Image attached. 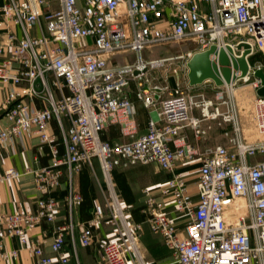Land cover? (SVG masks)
<instances>
[{
	"label": "built area",
	"instance_id": "built-area-1",
	"mask_svg": "<svg viewBox=\"0 0 264 264\" xmlns=\"http://www.w3.org/2000/svg\"><path fill=\"white\" fill-rule=\"evenodd\" d=\"M0 15V83L9 86L0 113L10 122L0 127V145L25 148L26 136L34 135L52 153L45 166L0 170V182L32 174L40 193L35 211L0 212V258H15L27 249L36 264L68 263L65 247L68 239L75 247L74 211L82 200L74 176L86 166L95 172L97 159L115 235L104 242L100 264H149L139 245L142 223L130 222L112 172L152 163L170 176L158 187L144 189L142 212L172 251L171 264H264V95L257 93L264 83L255 76L257 69L264 70V0H4ZM186 38L196 39L198 47L151 61L140 55L148 45ZM239 42L251 46L247 75L226 84L219 97L184 90L187 63L196 51ZM127 50L139 52L135 62L111 60L114 53ZM242 51L235 48L238 55ZM257 52L262 59L252 62ZM163 64L169 66L164 76L168 84H151V68ZM132 83L136 98L157 114L149 119L147 131L132 140H105L101 132L111 116L133 118L137 113ZM246 86L255 92L254 140L245 137L236 99V89ZM192 109L200 117L192 116ZM52 120L59 125L63 153L58 136L49 131ZM203 120L229 127L228 143L197 157L192 145L176 140L184 125L196 135L205 134ZM182 161L197 163L196 172L178 171ZM65 177L67 221L56 224L59 201L53 192ZM105 218L97 205L92 217L80 223L83 246L92 243L94 228ZM44 221L54 223L51 235L33 233ZM6 237L16 238L20 247L8 248ZM48 243L54 255L45 253Z\"/></svg>",
	"mask_w": 264,
	"mask_h": 264
},
{
	"label": "crops",
	"instance_id": "crops-1",
	"mask_svg": "<svg viewBox=\"0 0 264 264\" xmlns=\"http://www.w3.org/2000/svg\"><path fill=\"white\" fill-rule=\"evenodd\" d=\"M2 1L4 0H0V2ZM114 56L115 54L111 56V60L120 64V62H118ZM133 62L135 61L133 60ZM128 63L129 62L125 64ZM187 84L189 88L200 90V92H204V90L210 89L211 92H214L213 95H210L208 92L204 93H206L209 97L213 98L219 97L221 94H224L223 91H225L227 88L226 85L219 87L211 80L194 87L190 86L189 82H187ZM23 86H27L26 82L23 83ZM37 87H39V84H37ZM8 89L9 86H4L0 83V102L3 101ZM135 89L136 85L135 83H132L130 90L131 98L133 99L137 107L136 115L133 118H128L122 113H117L111 116L105 123V126L101 132V136L103 139L109 140L113 143L126 142L147 131L148 121L152 116H156L157 111L146 108L143 102L136 98L134 94ZM242 89H249L251 90V94H255V92L248 86L239 87L236 89V99L238 91ZM28 100H30V97H28ZM34 101L37 105H41L39 99H36ZM196 110L197 109H192V116L200 117V112L197 114L195 113ZM65 121L66 126L68 127L69 123L67 119ZM9 123L10 122L5 112H1L0 127H3L4 125H7ZM251 123L252 126L250 128H246L245 125H243L245 130V137L247 140H254L257 138V133L254 128V123L252 119ZM201 126L206 129V133L202 135H196L194 129L191 126L184 125L181 129L180 137L176 140V144L192 145L195 148L198 157L199 154L209 148H213L217 144L228 143V138L225 135V131L229 127L220 126L217 120H203L201 122ZM49 131L54 132L58 136L56 143L58 145L60 153H63L64 144L60 134V128L56 120H52L49 126ZM25 140V148H22L18 143L0 145V170H4L7 167L14 166L23 171L28 166L39 167L48 165L52 162V153L49 144L42 143L39 138L34 135H27ZM95 162L96 166L98 167V171L102 172L99 161L95 159ZM197 167V163L190 164L189 162L182 161L178 166V171L194 174L197 170ZM116 169L120 179H123L127 185V188L130 192L128 196H133L135 198L134 201L129 203L127 200H125V195L121 192L119 188H117V191L122 197L123 202L127 206H131L133 208L138 207L136 205H138L139 203L143 206L145 205V188H156L159 185L163 184L170 176V173L160 168V166L156 163L147 165L138 164L119 166L116 167ZM84 170H86L89 173L90 178H92L96 191L94 207L90 208L89 211H87L90 214H93L94 209L100 203V197H105V194L103 188L101 187L102 183L101 181H99L97 176V169H95V172H92L86 166L84 167ZM96 179L99 183L98 185L100 188H97ZM74 182L76 187L80 190V173L75 174ZM66 188L67 185L65 177L62 186L53 192V195L59 201L57 219L55 222L56 224H62L67 221V208L64 200V192ZM191 188L195 191L194 185L191 186ZM39 196L40 193L36 188L35 180L32 174H24L17 179L2 181L0 182V212L11 210L35 211L37 208L36 202ZM168 203L169 209H172V202L168 201ZM171 217L176 219L178 224H182V222L179 221L178 218H176V215L174 213H171ZM85 220L86 219L81 214L79 203L74 211V221L76 224L75 247L72 246L70 239H68L67 245L65 247V250H67L70 254V259L67 264H100L102 246L106 241V238L111 236V233L108 232V226L104 222H102L101 225L96 226L94 228L95 236L93 238L92 243L89 246H83L79 238L80 223L84 222ZM53 227L54 223L44 221L34 229L33 233L47 234L48 236H50ZM162 244L168 250V252L171 251L168 247H166L163 241ZM5 245L8 248L20 247L17 239L12 237L5 238ZM44 251L48 255H54L50 243L45 246ZM161 258L165 260L163 264H171L174 261L173 254L172 257L169 254H165L164 256L160 257V259ZM0 264H36V258L29 250L21 249L18 257L11 259L0 258ZM54 264L60 263L55 262Z\"/></svg>",
	"mask_w": 264,
	"mask_h": 264
},
{
	"label": "rangeland",
	"instance_id": "rangeland-1",
	"mask_svg": "<svg viewBox=\"0 0 264 264\" xmlns=\"http://www.w3.org/2000/svg\"><path fill=\"white\" fill-rule=\"evenodd\" d=\"M90 41V38H88ZM198 47V41L194 38H186L180 41H168L163 43H154L151 45H148L145 47V49L141 52L140 55H142L146 60L151 61L155 59H163V58H170L172 56L178 55L180 53H183L189 49H195ZM115 58L120 64H125L127 62L132 63L133 60L135 61L139 57V52L133 51V50H127L121 53H114ZM262 57L259 58L261 60ZM132 61V62H131ZM166 72H169V66L167 64H163L162 66L153 67L150 70L149 78L151 79V84H159L162 86H165L168 84V82L165 80L166 78ZM181 77L184 79L185 75L181 74ZM145 81V78L143 79ZM188 80L183 83V88L186 90L189 94H197L200 92V90H196L194 88H189L187 85ZM169 83L172 85L173 77H170ZM146 85L149 87L148 83ZM251 90L249 89H242L238 91L237 99L239 103V112L240 117L243 125H245L246 128H250L252 126L251 123V109H252V100L254 98V94H251ZM204 92H208L210 95H213L214 92H211V90L207 89L204 90ZM205 93V94H206ZM167 95V94H166ZM207 95V94H206ZM195 113H199L198 110L195 111ZM95 169H97V176L99 181H101L102 188L106 189L105 179L102 174V172L98 171V167L96 166V162H94ZM97 181V179H96ZM98 181L96 182L97 188H100L98 185ZM107 192V190H105ZM109 197V196H108ZM100 209L105 213V220L103 221L108 226V232L111 233L110 237L106 238V241L108 239H111L115 237L114 235V225L110 221V212L107 208L105 197H100V203H99ZM123 206H126L125 212L130 220V222H141L142 223V229L139 232V245L141 247L142 253L144 254L146 260L149 264H163L165 260L163 258L160 259V257L164 256L165 254H169L172 257V252L169 251L163 246L160 236L157 233H154L146 219L143 221H135L133 217V207L127 206L125 203H123ZM136 206L142 207V204H138Z\"/></svg>",
	"mask_w": 264,
	"mask_h": 264
},
{
	"label": "water",
	"instance_id": "water-1",
	"mask_svg": "<svg viewBox=\"0 0 264 264\" xmlns=\"http://www.w3.org/2000/svg\"><path fill=\"white\" fill-rule=\"evenodd\" d=\"M235 48L243 51L238 55ZM250 52L251 46L246 42H239L235 47L230 44L225 47L212 44L205 50L196 51L187 63L189 85L194 87L211 80L221 87L236 81L250 71L247 58ZM255 76L264 83L262 68L255 71ZM257 93L264 95V87L258 89Z\"/></svg>",
	"mask_w": 264,
	"mask_h": 264
},
{
	"label": "trees",
	"instance_id": "trees-1",
	"mask_svg": "<svg viewBox=\"0 0 264 264\" xmlns=\"http://www.w3.org/2000/svg\"><path fill=\"white\" fill-rule=\"evenodd\" d=\"M260 57H262V53L257 52V54H255L251 58V61L254 62L255 60H259ZM79 173H80V190L79 191L82 194V200L79 202L80 209H81L82 216L86 219L85 221H88L92 217V214H90L87 211H89L90 208L94 207V199L96 197V191H95L93 180L92 178H90L89 173L86 170H84V168ZM112 175H113V179L116 184V188H119L121 192L125 195L124 196L125 200H127L129 203L134 201L135 198L133 196H128L130 192L124 180L120 179V177L118 176L116 168L113 170ZM64 193H65L64 195H66L67 188L65 189ZM132 213H133V217L135 221H143L146 219V216L141 211L140 206L133 208Z\"/></svg>",
	"mask_w": 264,
	"mask_h": 264
}]
</instances>
